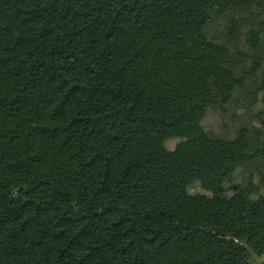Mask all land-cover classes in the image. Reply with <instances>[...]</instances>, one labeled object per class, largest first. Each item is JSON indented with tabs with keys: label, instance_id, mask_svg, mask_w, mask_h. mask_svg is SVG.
I'll use <instances>...</instances> for the list:
<instances>
[{
	"label": "trees",
	"instance_id": "trees-1",
	"mask_svg": "<svg viewBox=\"0 0 264 264\" xmlns=\"http://www.w3.org/2000/svg\"><path fill=\"white\" fill-rule=\"evenodd\" d=\"M0 264H264V0H0Z\"/></svg>",
	"mask_w": 264,
	"mask_h": 264
},
{
	"label": "rangeland",
	"instance_id": "rangeland-1",
	"mask_svg": "<svg viewBox=\"0 0 264 264\" xmlns=\"http://www.w3.org/2000/svg\"><path fill=\"white\" fill-rule=\"evenodd\" d=\"M246 44H245V36H241L237 42H236V49L240 50H246ZM249 97L253 100L254 96L253 94H249ZM236 104L235 107L232 108L231 111H233V115H235L234 118L232 117H221L217 113H213L212 111L208 113L205 121H204V127L208 133L214 134V135H226V132H231L234 125L237 126V124H240L242 121H247L246 119H250V115L254 114L258 107L250 109L248 102V95L241 94L236 98ZM238 118V119H237ZM174 146V142H168L167 147L169 149H172ZM187 193L194 195V194H207L206 191H204L198 183H193L190 186L187 187Z\"/></svg>",
	"mask_w": 264,
	"mask_h": 264
}]
</instances>
